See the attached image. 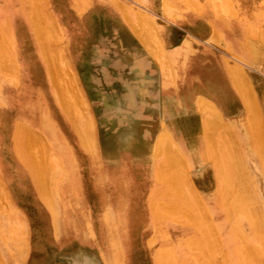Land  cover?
Wrapping results in <instances>:
<instances>
[{"label": "rangeland", "instance_id": "obj_1", "mask_svg": "<svg viewBox=\"0 0 264 264\" xmlns=\"http://www.w3.org/2000/svg\"><path fill=\"white\" fill-rule=\"evenodd\" d=\"M32 3L37 4L34 7ZM31 18L35 22L49 21L43 24L46 29L42 34L48 30L47 33L55 31L57 35L58 31L57 37L62 39L54 40L56 35L52 33L53 39L44 38L45 34L43 40L37 34L41 33V26L37 25L39 30L35 31ZM17 19L25 32L22 40L15 30ZM50 23L58 27L49 26ZM48 34L51 36V32ZM0 37L6 45L2 50L0 44V53H4L1 58L10 56L0 58V264H153L158 249L168 252L161 254L164 264H249L245 257L249 261L251 258L252 264H264V217L257 218V224L248 221L245 214L220 218L216 213L219 202L215 195L214 164L204 156V147H198V130L203 122L217 119L223 125L235 127V135L231 131L226 139L215 138L222 142L218 148L226 153L229 137L236 142L240 138V145L235 146L239 152L235 154L242 157L243 171L234 182L246 183L251 179L249 182L258 185L264 203L259 161L246 126L250 118L245 107L248 96L240 97L234 86L248 84L246 88L249 87L250 94L253 92L254 97H250L257 101L261 116L258 120L264 127V0H0ZM56 49L55 61L52 52ZM51 61L58 67L52 66ZM52 68L62 75H53ZM235 68L239 70L237 75ZM55 77L61 85L53 82ZM142 79L146 81V98L137 90L138 80ZM217 80H222L224 87L217 85ZM126 94H131V103L138 109L135 124L115 121L120 113L119 103ZM227 94L231 100L226 99ZM163 99L173 113L161 114ZM63 101L70 106L62 107ZM120 108L124 117H133L124 111L123 105ZM17 121L42 136L44 150L40 154L44 157L46 153L45 157L51 159L50 168L55 164L49 179L59 190L56 204L69 205L70 215L81 224V237L68 222L60 226L58 223L59 230L56 229L29 169L12 149L11 134ZM90 125L96 146L88 152L82 147L80 135ZM130 128L137 131L136 142L125 153L117 139ZM161 129L167 133L162 149L168 144L177 149L181 144L182 150L187 149L185 153L194 158L193 165L187 161V173L195 190L187 188L184 192L188 198L195 194L200 199L199 207L195 206L200 210L188 203L191 214L187 217L192 222L179 218L181 211L170 214L165 206L180 200L174 194L167 195L171 190L153 178V166L164 161L163 154L152 155ZM152 187L161 190L154 199L155 208L147 201ZM102 188L105 199L100 193ZM127 191L131 193L128 204L120 201ZM119 207L126 208L129 215L137 213L139 219L134 226H128L126 233L118 234L119 223L112 213ZM192 209L196 210L194 215ZM103 214L106 223L102 225L99 219ZM87 222L92 223L91 228ZM197 222L200 227L194 224ZM207 225L216 228V232ZM201 229L210 238L204 237ZM206 238L221 242L211 245ZM110 239H116L112 256L106 254ZM256 245L258 254L252 250ZM202 246L205 251H215L213 256L207 252L211 262L204 258L203 249L199 248ZM213 246L219 253L222 251L220 256ZM249 246L254 252L248 253L250 257L245 256Z\"/></svg>", "mask_w": 264, "mask_h": 264}, {"label": "bare ground", "instance_id": "obj_2", "mask_svg": "<svg viewBox=\"0 0 264 264\" xmlns=\"http://www.w3.org/2000/svg\"><path fill=\"white\" fill-rule=\"evenodd\" d=\"M42 1V0H41ZM35 2V1H34ZM33 2V3H34ZM33 3L31 4V5H33ZM39 3V2H38ZM37 4V3H36ZM36 4H34L33 6L35 7L36 6ZM38 6V5H37ZM39 6H40V4H39ZM38 6V7H39ZM32 7V6H31ZM30 7V8H31ZM38 7L37 8H35V9H37L38 10ZM40 7H42V6H40ZM41 9V8H40ZM39 9V11H41ZM34 12V11H33ZM32 12V15L33 14H35V12L33 13ZM36 15L38 16V13H37V11H36ZM39 15H41V17L43 18H47V17H45V16H42V14H39ZM34 17L35 19L37 18L38 19V17ZM140 16V15H139ZM31 17H33V16H31ZM40 17V16H39ZM143 17V16H142ZM144 18H146V17H144ZM32 19V18H31ZM45 19H41L40 21L39 20H37V22H35L33 19L31 20V21H34L33 23H35V31H37V30H39V28H36L37 27V25L40 27H43L42 29H41V27H40V30H41V33H40V31H37V34L39 33V35H40V37H42V39L43 40H45L44 38H50V37H55V35H56V32L54 31V30H58V29H51V30H53L54 32H52V31H49V32H51V36H50V34H48L46 31H48V30H46L45 31V33H43L42 34V30H44V29H46V26H45V28H44V25L43 24H47L48 22L46 21H44L45 23H43V21L42 20H45ZM140 20V19H139ZM145 20V19H144ZM50 21H51V19H50ZM15 22L18 24V27L17 28H15V30H16V32H17V34H18V37H19V39L20 40H22V38H23V36H24V29L22 28V26H23V24H22V22L19 20V19H17V21L15 20ZM38 22H42V23H38ZM32 23V24H33ZM39 24H41V25H39ZM34 25V24H33ZM52 25H54V26H57L58 27V25H55V23L54 24H51L50 23V25L49 26H52ZM54 26H52V27H54ZM57 27H54V28H57ZM51 28V27H50ZM147 28V27H146ZM50 30V29H49ZM138 31V30H137ZM44 32V31H43ZM52 33L53 34H55V35H52ZM148 33V32H147ZM153 33V32H152ZM45 34H47V37H44V36H46ZM59 33H58V31H57V35H58ZM150 34V33H149ZM149 34H147V35H149ZM38 35V36H39ZM44 35V36H43ZM57 35H56V37L54 38V40L56 39V40H59L58 38H61L62 39V37H57ZM2 36V35H1ZM149 36H151V35H149ZM149 36H147V37H149ZM39 37V38H40ZM44 37V38H43ZM53 37H52V39H53ZM1 38V37H0ZM150 38V37H149ZM2 39H3V37H2ZM41 39V38H40ZM60 39V40H61ZM37 40V39H36ZM46 40H48V39H46ZM49 40H51V39H49ZM53 40V41H54ZM1 42H2V40H0ZM4 41V40H3ZM6 41H7V38H6ZM5 41V42H6ZM0 42V44L2 45V50L3 49H5L4 47L6 46H4V44H2ZM4 42V43H5ZM39 42V41H38ZM6 43H8V44H10L9 42H6ZM5 43V44H6ZM58 42L56 41V44H57ZM152 43V42H151ZM145 44V43H144ZM145 45H147V44H145ZM7 46H11V45H7ZM148 46V45H147ZM13 47V46H12ZM43 47V46H42ZM43 48H45V47H43ZM148 48V47H147ZM47 50H48V48H46ZM44 51H45V49H43ZM163 50V49H162ZM41 51V50H40ZM57 51V49L56 50H54L53 52H52V54H54L55 52ZM151 51V50H150ZM158 51H160V49L158 50ZM6 52H7V50H6ZM43 52V51H42ZM46 52V51H45ZM50 53V52H49ZM57 53V52H56ZM55 53V54H56ZM0 54H4L3 53V51H1V53ZM51 54V53H50ZM49 54V55H50ZM55 54H54V57L53 58H55V61L58 59V56L56 57L55 56ZM161 55V54H160ZM5 56V58H7V57H10L9 55L8 56H6V55H4ZM4 56L1 58V56H0V58L1 59H5L4 58ZM42 56V55H41ZM47 56V55H46ZM12 57V56H11ZM52 57V56H51ZM43 58V57H42ZM48 58V57H47ZM45 59V58H44ZM52 60V59H51ZM50 61V60H49ZM54 61V62H55ZM53 61H51V65L52 66H54L55 65V63L53 64L52 63ZM57 63V62H56ZM57 65V64H56ZM55 65V66H56ZM52 66H50V67H52ZM54 66V67H55ZM56 67H58V66H56ZM237 67H239V66H237ZM48 68V67H47ZM10 69V68H9ZM57 68H55V70H56ZM64 69V68H63ZM236 69V73L234 74V75H237V68H235ZM231 70H232V68H231ZM230 70V71H231ZM50 71L52 72V74L53 75H55L56 73H58V70H57V72L55 73L54 72V69L52 68V69H50ZM239 71V70H238ZM235 72V71H234ZM142 74H143V72H141ZM231 73V72H230ZM233 73V72H232ZM239 73V72H238ZM59 74V73H58ZM61 74V73H60ZM59 74V75H60ZM62 75V74H61ZM231 76V75H230ZM237 77V76H236ZM57 77H55L54 78V83H57L56 81H57V79H56ZM59 78V77H58ZM62 78V77H61ZM64 78V77H63ZM234 78H235V76H233L232 77V79H233V82H235L234 81ZM238 79H240V78H238ZM19 80V79H18ZM64 80V79H63ZM245 80V79H244ZM58 81H59V79H58ZM76 81V80H75ZM238 81L239 80H236V82L238 83ZM240 81H241V79H240ZM61 82H63V81H61ZM68 82V81H67ZM146 81L144 80L143 81V79L142 80H138V85H137V90H138V92H139V94L143 97V98H146L147 97V89H146V83H145ZM186 83V82H185ZM240 83H242V82H240ZM244 83V82H243ZM58 84V83H57ZM64 84V83H63ZM65 84H67V83H65ZM64 84V85H65ZM70 84V83H69ZM216 84L217 85H223V87H224V82L222 81V80H217L216 81ZM246 84V83H245ZM58 85H61V84H58ZM76 85V84H75ZM248 85V84H247ZM247 85H241V84H239L238 83V86H237V84H234V86H235V88H236V90H238L239 92H240V97L241 96H243L242 98H244V96H248V100L246 101L247 102V105H245V107L247 106L248 107V109H249V115L248 116H250V118L248 119V125H246L247 126V129H248V131H249V135H250V138L252 139V141L253 142H251V145L252 146H255V149H256V159L259 161V165H258V169L260 170V172H261V175H262V179H263V183H264V137H262L263 135H261V130L264 128L263 127V125H262V122H261V120L259 121L258 120V118H260L261 119V116H258V114L260 113V108L256 105L257 103V101L256 102H254V100H252L251 99V97L253 96V95H251L249 92H248V88H246V86ZM67 86V85H66ZM61 88V87H60ZM65 89V88H64ZM63 89V91H65ZM203 89L204 90H209V89H207V87H205V86H203ZM182 90H183V88H182ZM250 90V89H249ZM74 91V90H73ZM238 92V93H239ZM245 92V93H244ZM61 93V92H60ZM63 93V92H62ZM189 94V91L187 92V95ZM226 94V93H225ZM246 94V95H245ZM55 95V94H54ZM76 95V94H75ZM250 95H251V97H250ZM77 96V95H76ZM139 96V95H138ZM165 97V96H164ZM226 97V99H230L231 100V98H230V94H227V96H225ZM238 97V96H237ZM254 97V96H253ZM141 98V97H140ZM166 98V97H165ZM239 98V97H238ZM107 99V98H106ZM122 101H121V103H119V105H120V107H121V105H123L124 106V111L126 112V113H129V114H132V118H127V117H124V116H126L125 114L124 115H122L121 113L123 112V110L118 106V109H119V117H115L114 119H115V121L116 122H118V123H121L122 121H126V122H128V123H130V124H133L135 121H136V118L134 117V114L135 113H138V109L135 107V105H133L131 102H133V100H132V96H131V94H126L125 96H123L122 97ZM149 99H151V98H149ZM225 100V99H224ZM65 101V100H64ZM64 101H63V106L62 107H65L66 108V106H67V104H69L68 105V107L70 106V103H64ZM68 101V100H67ZM66 101V102H67ZM201 101V100H200ZM244 101V100H243ZM172 102V101H171ZM202 102V101H201ZM160 103V102H159ZM221 104H222V99H221V102H220ZM73 104V103H72ZM203 104H204V101H203ZM206 104V103H205ZM229 104V103H228ZM242 104V103H241ZM78 105V104H77ZM208 105V104H207ZM230 105V104H229ZM80 106V105H79ZM110 106V105H109ZM160 106V105H159ZM211 106V105H210ZM203 107V106H202ZM211 107H214L213 105L211 106ZM110 108V107H109ZM69 109V108H68ZM80 109V108H79ZM203 109V108H202ZM212 109V112H214L213 111V108H211ZM72 110V109H71ZM108 110V109H107ZM109 111V110H108ZM75 112V111H74ZM113 112V111H112ZM116 112H117V110H116ZM160 112H161V114H163V115H168V114H170V113H173V111H172V109H171V106H170V104H168L167 102H165V99H163L162 100V104H161V108H160ZM215 112H217V111H215ZM72 113V112H71ZM77 114V113H76ZM216 114V113H215ZM215 114H213L214 116H215ZM109 115H110V113H109ZM260 115V114H259ZM74 116V115H73ZM76 116V115H75ZM114 116V115H113ZM117 116V115H116ZM218 116H220V114L218 115ZM218 116H217V118H218ZM77 117V116H76ZM78 118V117H77ZM245 118H247L246 116H245ZM92 119V118H91ZM202 119V118H201ZM221 119V118H220ZM243 119V118H242ZM159 120V119H158ZM206 120V119H205ZM94 121V120H93ZM244 121V120H243ZM242 121V122H243ZM209 122H211V123H209ZM209 122H207L206 123V121L205 122H203V126H201V129H200V131L198 130V132L200 133V136H198V141H201V143H199V145H198V147L200 148V146L202 145L203 147H204V150L206 151H204V156L205 157H207V158H209L211 161H212V163L214 164V179H215V184H216V193L217 194H215L216 195V199H217V201L219 202V209L216 211V213L217 214H219V216H220V218H223V217H228V219H229V217H232V216H237V215H241V214H245V216L247 215L248 216V218L250 219V220H248V218H247V220L248 221H250L251 223H255V224H257V222H258V219L257 218H259V217H264V203H262V201H261V197H259V194H258V185L256 186H254V184L253 183H251V182H249V181H251V179L249 180V181H247L246 183H245V181H241V182H244V183H238V182H234L235 180H238V176H239V172H241V171H243V166H242V164H241V158L242 157H239V155H237V154H235L236 153V151L237 150H235V146H237L238 147V145H240V144H238L237 142H240V138L239 139H235V140H238L237 142L236 141H234V138L233 139H231V137H229L230 138V140H229V142L226 144L225 143V146H226V153L224 152V149H222V148H218L221 144L220 143H222V142H218V140L217 139H223L224 137H225V139L227 138L226 137V135L228 134V135H230V134H232L231 133V131L235 128H233L232 126H227V125H223L222 123H221V121H219V120H217V119H215V120H211V121H209ZM223 122V121H222ZM74 123V122H73ZM114 123V122H113ZM173 123V122H172ZM135 124V123H134ZM247 124V123H246ZM174 125V124H173ZM179 125H182V123L180 122V124ZM130 127V126H129ZM136 128V127H135ZM135 128H130V129H128L127 130V133H125V134H123L122 136H120V138H118L117 139V142H118V145H119V147H120V150H122L123 152H125V153H127L128 151H129V149L135 144V142H136V132H135ZM163 128V127H162ZM177 128V127H176ZM87 130L86 131H84L83 133H81V135H80V141H81V144H82V147L86 150V151H93V149L95 148V144H94V137H93V133L91 132V125L89 126V128H86ZM95 129V128H94ZM180 129V128H179ZM263 132H264V130H262ZM233 132V135H235L236 134V132L235 131H232ZM235 132V133H234ZM146 133V132H145ZM151 133V132H150ZM40 134V133H39ZM38 134V132L37 131H35L34 129H30L28 126H26L25 124H23L21 121H17L15 124H14V127H13V131H12V134H11V137H12V149L15 151V154L17 155V157L21 160V162L29 169V171H30V175H31V178H32V180H33V182H34V185L36 186V188H37V192H38V194H39V197L45 202V205H46V207H47V209H48V211L50 212V214H51V216H52V221L54 220V222L56 223L55 225H56V229L57 230H59V228H58V223H59V226L60 225H62L64 222H68L72 227H74V228H76L75 229V233H77V234H79L78 236H80L81 234H83V230H82V227H81V224L79 223V222H77L75 219H73L72 218V216L70 215V213H69V205H60V206H57V204H56V199H57V196L59 197V190L56 188L57 186H56V182L54 183L55 184V187L51 184V181H50V179H51V177H49V174H50V172L49 171H51L52 172V168H54L55 167V164H54V162H53V164L54 165H52L51 166V168H50V165H51V163H50V161H51V159H48L47 157H45L46 156V153H44L45 154V156L44 157H42L43 156V153H42V156H41V152L44 150L43 149V145L41 144L42 142H41V140H40V137H42L41 135H39ZM142 134V133H141ZM146 134H148V133H146ZM180 134H182V130H181V132H180ZM237 134H239V133H237ZM180 136H182V135H180ZM219 136V138H217V139H215L216 137H218ZM223 136V137H222ZM237 136V135H236ZM165 137H167V133H166V130L165 129H161V131H160V133L158 134V136H157V139H156V141H155V143H154V146H153V150H152V155H153V153H158L157 155H159V154H163V156H164V161L162 162V164L160 165V166H158V167H154L153 166V178L156 180V182L159 184H162L163 186H164V188L165 189H167L168 188V190L170 189L171 190V192L169 193V194H167V195H169V196H171V194H174V195H176V199L179 201L180 200V203H170V204H167L165 207H166V209L167 208H169V211L171 210V212H170V214H172V211H173V214L174 213H179L180 211H181V213H179V214H184V216H181V215H178V216H180L179 218H181V217H186V219L188 220V222H190L192 219L191 218H189V217H187V216H189L190 214H191V212H189L188 210H191V208H190V206H189V204L191 203L192 205H194L193 206V208L195 207V206H198L199 207V201H200V199H199V197H196V195L195 194H190V198H188L187 197V195H185V194H187V193H184V192H186L185 191V189H187L188 188V190H192V188H194V187H192L193 185H191V183H190V180H191V178H190V175H188V173H187V168H188V164H187V161L190 163V164H194V158H192V157H190L189 156V152L188 153H185L186 151H187V149L186 150H182V145L181 144H179L180 145V147H178L177 149H174V148H172L171 146L173 145H167L165 148H161V144H162V142L164 141V139H165ZM228 138V139H229ZM238 138V137H237ZM140 139V138H139ZM170 139H171V137H170ZM228 139H227V141H228ZM250 139V140H251ZM146 143V142H145ZM236 143V144H235ZM254 144V145H253ZM95 145V146H94ZM146 145V144H145ZM251 146V147H252ZM229 147V148H228ZM236 147V148H237ZM241 147V146H240ZM151 148V147H150ZM35 149V150H34ZM133 149V148H132ZM233 149H234V152H233ZM108 150V149H107ZM135 150V149H134ZM142 150V149H141ZM252 150V149H251ZM232 151V152H231ZM117 152V151H116ZM134 152V151H133ZM239 151H237V153H238ZM106 153V152H105ZM142 154V153H141ZM149 154V153H148ZM221 154V155H220ZM107 155V154H106ZM138 155H140V154H138ZM188 156V159H187V156ZM251 156V158H254V154H251L250 155ZM111 158V157H110ZM118 158V157H117ZM143 160V159H142ZM58 161V160H57ZM148 161V160H147ZM196 161V160H195ZM60 162H61V159H60ZM108 162H109V160H108ZM150 163V162H149ZM62 164V163H61ZM63 165V164H62ZM158 165V164H157ZM156 165V166H157ZM64 166V165H63ZM62 166V167H63ZM209 166V165H208ZM64 168V167H63ZM152 169V168H151ZM203 169V168H202ZM65 171V170H64ZM67 171V170H66ZM205 171V170H204ZM54 172V171H53ZM203 172V171H202ZM247 172V171H246ZM205 173V172H204ZM53 173H51V175H52ZM67 174V173H66ZM201 175H202V173H201ZM204 175V174H203ZM67 176V175H66ZM197 176V175H196ZM151 177V176H150ZM248 177V176H247ZM50 178V179H49ZM109 178H110V180H111V177H110V173H109ZM241 179V178H240ZM55 180V179H54ZM54 180H53V182H54ZM68 181V180H67ZM256 184V183H255ZM202 185V184H201ZM199 187V186H198ZM205 187V186H204ZM203 187V188H204ZM257 187V188H256ZM190 188V189H189ZM208 189H210V188H208ZM262 191H263V193H264V184H263V187H262ZM193 190H195V188L193 189ZM158 191H161L159 188H150V193L148 194V196H147V201L150 203V207L151 208H155V201H154V199H155V197H156V194H157V192ZM175 191V192H174ZM190 191H188V192H190ZM209 191V190H208ZM72 192V191H71ZM128 193H125L124 195H122V197H121V199H120V201H122V202H126L127 204H128V202H129V199H130V195H131V193H130V191H127ZM165 192V191H164ZM163 192V193H164ZM100 193H101V196H102V198H104V197H106V193L104 192V190H103V188L101 189V191H100ZM191 193V192H190ZM210 193V192H209ZM160 194V193H159ZM164 195V194H163ZM173 195V196H174ZM163 197H165V196H163ZM105 199V198H104ZM161 201V200H160ZM189 203V204H188ZM52 204V205H51ZM164 204H165V202H164ZM190 204V205H191ZM156 205H157V202H156ZM50 206V207H49ZM51 206H53V207H51ZM103 207H105V205L103 204ZM162 207H163V205H162ZM188 207L190 208V209H188ZM196 208V207H195ZM194 208V209H195ZM165 209V208H164ZM178 209V210H177ZM188 209V210H187ZM196 209H198V208H196ZM175 210V211H174ZM198 210H200V209H198ZM164 211H167V210H164ZM168 211V212H169ZM177 211V212H176ZM184 211V213H182ZM187 211V213H185ZM192 214L194 213L195 214V212H196V210L194 211L193 209H192ZM152 212H153V209H152ZM160 213H161V211H159ZM157 213V212H156ZM164 213V212H163ZM189 213V214H188ZM169 214V215H170ZM188 214V215H187ZM193 214V215H194ZM205 214H206V212H205ZM129 217H128V216ZM168 215V216H169ZM193 215H191V217L193 216ZM201 215V214H200ZM199 215V216H200ZM178 216L176 215L174 218H178ZM195 216H197V214L195 215ZM199 216H198V219L199 220H203L202 218L200 219L199 218ZM206 216V215H205ZM112 217H115L117 220H118V223H119V226H118V231H116L118 234L119 233H126L127 232V228H128V226L130 227V225L132 226H134L135 224H136V222H137V220L139 219V215L137 214V213H133V215H129L128 213H127V209L125 208H121V207H119L115 212H113L112 213ZM157 217H159V216H157ZM200 217H203V216H200ZM165 216H164V220H165ZM193 218V217H192ZM203 218H205V217H203ZM197 219V218H196ZM197 219V220H198ZM172 220V219H171ZM190 220V221H189ZM198 220V221H199ZM206 219H204V221H205ZM99 221H100V223L103 225V223H106V215L105 214H103V215H101V217H100V219H99ZM192 222V221H191ZM200 222V221H199ZM91 223V222H90ZM89 222H87V226L89 227V228H91L92 227V223L90 224ZM222 223H223V220L222 219H220L219 220V226H222ZM259 223V222H258ZM194 224H196V226L197 227H200L199 225H197L198 224V222L197 223H194ZM200 224V223H199ZM186 225V224H185ZM209 225H211L212 226V224H209ZM254 225V224H253ZM255 226V225H254ZM80 227V228H79ZM201 227H202V229H203V231H205V229H204V225H201ZM207 227H208V225H207ZM236 227V226H235ZM233 228V227H232ZM202 229H201V231H202ZM208 229H210V230H214V229H211V227L209 228L208 227ZM82 230V231H81ZM210 230H208V231H210ZM215 230H216V228H215ZM214 230V231H215ZM203 231L201 232V233H203ZM258 230H256L255 231V233L257 232ZM207 231H205V233H206ZM216 232V231H215ZM93 233V231H91V233L90 234H92ZM205 233H203L204 235V237H205ZM212 233H214V232H212ZM211 233V234H212ZM238 233V232H237ZM258 233V232H257ZM210 235V234H209ZM238 235H240V234H237V236ZM90 236L91 235H88L87 237L88 238H90ZM169 236V235H168ZM243 236H245V235H243ZM81 237V236H80ZM206 237H209L208 236V233H207V235H206ZM211 237H212V235H211ZM214 237V236H213ZM239 238H241V236H238ZM13 238V237H12ZM210 238V237H209ZM206 239H208V238H206ZM213 239V238H212ZM216 238L214 237V239L213 240H215ZM150 240V239H149ZM115 241H116V239H110L109 240V245H108V247H106V254L107 255H110V256H112L113 255V252H114V245H115ZM186 241V240H185ZM206 241H210V244L211 243H213L214 242V244L213 245H215V243H216V245H218V243L217 242H221V240L219 239L217 242H215V241H211V239H208V240H206ZM241 241H243L244 242V240H242L241 239ZM201 242V240H199L198 241V243H200ZM243 242H241V245L243 244ZM262 243L264 242V241H261ZM207 244L210 246V244H209V242H207ZM245 245V247L248 245V243H247V245H246V242L244 243ZM200 246H201V243L199 244ZM212 245V244H211ZM261 245V244H260ZM207 246V245H206ZM209 246H207V248L209 247ZM262 246V245H261ZM186 247H187V244H186ZM242 247H243V245H242ZM242 247H241V249H242ZM250 248H249V251H246L247 252V254L245 253V256H248V257H250L249 255H248V253L250 252V253H252L251 252V246H249ZM257 247H258V245H256V247L254 248V249H252V250H255V249H257ZM191 248H193V249H196V248H194V247H191ZM199 248H201V249H203L204 250V247L202 246V247H199ZM212 248H214L213 250H216V248L213 246ZM244 248V247H243ZM163 249L166 251H169V249L167 248V247H163ZM200 249V250H201ZM210 249H211V247H209V251H210ZM241 249L239 250V251H241ZM245 249V248H244ZM203 250H201L202 251V253H203V256H204V258H207L208 259V261L209 262H211V260H209V258L210 257H208L209 256V254L208 253H210L212 256L214 255L213 253L215 252H213L212 251V253L211 252H209L208 250L207 251H203ZM212 250V249H211ZM218 250V249H217ZM216 250V252L217 253H219V251H217ZM221 250V249H220ZM258 250V249H257ZM174 251V250H173ZM245 251H243V252H245ZM259 251H260V249H259ZM164 251H160V249H158V251H156L155 253H154V256H153V264H164V262L165 261H163V260H161L162 258H161V254L163 255L164 253H163ZM204 252H208L207 254V257L205 256V254H204ZM222 251H220V253H219V255L218 256H220V254H222L221 253ZM256 254H258L259 252H257L256 250L254 251ZM253 252V253H254ZM262 252V251H261ZM174 253V252H173ZM197 254H199L198 252H196ZM242 253V252H241ZM252 253V254H253ZM166 255H168V252L167 253H165ZM225 254H226V252H225ZM224 254V255H225ZM238 254H239V252H238ZM244 254V253H243ZM261 254V253H260ZM166 255H165V257H166ZM201 255V254H200ZM241 255V254H240ZM216 256V255H215ZM223 256V255H222ZM226 257H227V255H225ZM224 256V257H225ZM254 256H255V254L254 255H251V257H253L254 258ZM257 256H259V255H257ZM256 256V258H258ZM164 257V256H163ZM174 257H175V255H174ZM260 257H261V255H260ZM216 258V257H215ZM195 259H198V258H196L195 257ZM211 259V258H210ZM214 259V258H213ZM221 259H223V260H221V261H224L225 260V258H222L221 257ZM239 259H241L240 258V256H239ZM244 260H245V262H246V260H248L247 262H249V264H252V262H251V258H250V261H249V258L248 259H246V257L245 258H243ZM176 260V259H175ZM182 261H184L183 259H181ZM181 261V262H182ZM199 261V260H198ZM263 261V260H262ZM224 262H226V261H224ZM110 263V262H109ZM183 263V262H182ZM204 263V262H203ZM223 263V262H222ZM240 263V262H239ZM178 264V263H177ZM184 264H187V263H184ZM199 264H202V263H200L199 262ZM205 264V263H204ZM210 264H212V262L210 263ZM225 264V263H224ZM241 264V263H240ZM261 264H263V262H261Z\"/></svg>", "mask_w": 264, "mask_h": 264}]
</instances>
